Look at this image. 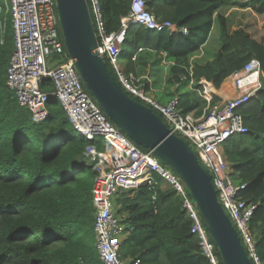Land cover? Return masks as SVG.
<instances>
[{
	"label": "trees",
	"instance_id": "16d2710c",
	"mask_svg": "<svg viewBox=\"0 0 264 264\" xmlns=\"http://www.w3.org/2000/svg\"><path fill=\"white\" fill-rule=\"evenodd\" d=\"M100 3L108 33L118 32L132 0ZM236 3L146 0L147 11L158 22H170L178 30L186 28L188 34L134 26L126 46L132 45L136 51L144 48V54L166 53L173 63L169 83L193 82L195 90L209 96L210 106H214L220 99L209 95V84L220 89L253 59L261 62L264 72V36L257 40L243 27L233 30L222 14L225 8L237 7ZM247 5L256 15L264 16V0H248L239 7ZM215 24L220 49L213 61L192 69V58L208 43ZM14 52L9 22L0 31V264H103L94 229L92 188L96 172L85 157L90 146L104 151L103 140L87 141L74 131L53 95L51 81L41 84L51 95L49 120L35 124L30 111L19 106L7 87V69ZM206 108L208 103L202 98L181 101L183 114L197 111L196 116L201 117ZM241 113L248 133L227 142L224 153L235 182L246 188L241 195L257 206L251 230L257 254L264 262V91ZM162 166L172 171L166 164ZM156 180L155 195L149 186L142 185L135 193L123 192L114 203L122 221L134 228L123 242V258L131 262L139 259L141 264H209L199 238L191 232L193 222L184 210V199L160 176L156 175Z\"/></svg>",
	"mask_w": 264,
	"mask_h": 264
},
{
	"label": "built area",
	"instance_id": "2783aa9c",
	"mask_svg": "<svg viewBox=\"0 0 264 264\" xmlns=\"http://www.w3.org/2000/svg\"><path fill=\"white\" fill-rule=\"evenodd\" d=\"M98 40L99 53L112 67L114 77L123 91L136 102L150 108L172 135L185 141L199 164L212 176L218 201L235 227L252 264H264L257 254L251 222L257 209L241 195L246 189L232 175L224 146L232 138L248 133L241 109L264 91L261 62L251 60L244 70L232 76L235 97L212 106L197 117L183 114L181 100L173 98L163 105L147 91L141 80L128 74L121 66L130 28L141 26L150 31H180L170 22H158L147 11L146 0H132L128 16L121 20L118 32L109 34L100 0H86ZM11 15L15 52L7 69V87L16 95L20 107L30 111L35 124L49 120L50 94L42 90L43 81H51L53 94L69 118L74 131L87 141L103 140L104 151L87 148L85 157L94 167L96 177L92 188L95 209L97 248L103 264H141L139 259L126 260L123 242L134 231L115 211L114 203L123 192L135 193L142 185L154 195L156 175L174 187L184 199V210L193 222L192 234L200 240L209 264H223L219 250L211 239L200 210L187 186L173 171L162 166L152 152H143L104 113L83 83L73 60L69 57L58 16L56 0H4ZM3 32V22L0 23ZM145 51L139 48L133 56L137 61Z\"/></svg>",
	"mask_w": 264,
	"mask_h": 264
},
{
	"label": "water",
	"instance_id": "95a60500",
	"mask_svg": "<svg viewBox=\"0 0 264 264\" xmlns=\"http://www.w3.org/2000/svg\"><path fill=\"white\" fill-rule=\"evenodd\" d=\"M69 57L106 116L138 147L152 152L187 186L216 244L223 264H252L241 239L218 201L212 176L188 144L172 135L156 113L133 100L118 84L99 53L86 0H56Z\"/></svg>",
	"mask_w": 264,
	"mask_h": 264
},
{
	"label": "crops",
	"instance_id": "0c3cea01",
	"mask_svg": "<svg viewBox=\"0 0 264 264\" xmlns=\"http://www.w3.org/2000/svg\"><path fill=\"white\" fill-rule=\"evenodd\" d=\"M234 1L241 3L242 0ZM245 4H248V0ZM248 6L249 5H247L246 8H240L238 5L237 7H229L222 10V14L225 15L229 20L232 10H238L243 14L242 17L241 14H238L237 16V20H241L243 24L240 22H237L236 25L233 24V30L239 27H243L247 30L248 27L246 24L248 22L243 21L244 15L246 13H248V16H252V20L256 22H259L260 17H264L256 15ZM224 11H226V13ZM217 31L218 34L215 36ZM248 32L251 33L250 31ZM219 37V27L218 24H215L208 43L202 48L199 55L192 58V69L196 65H205L213 61L217 51L220 49ZM136 52L137 51L135 50L134 46H126L125 53L121 57V66L128 74H133L139 78L150 95L158 100V102L163 105H167L175 97H180L182 102L186 98L192 102H194L196 98H202L208 103V109L206 108L207 110L205 113L209 111V109L212 107L210 106L212 102L211 98L206 95L203 96L199 91H196L193 82L185 84V80L183 79L181 83H169V79L171 77L170 67L173 65V63L167 60L166 53L153 52L144 54L143 52L139 55L137 61H134L133 56L136 54ZM208 88L209 95L218 97L220 99L219 103L232 99L236 95L235 89L233 87L232 77L229 78L220 89H216L213 84H209ZM192 113L197 115V111Z\"/></svg>",
	"mask_w": 264,
	"mask_h": 264
},
{
	"label": "rangeland",
	"instance_id": "374dc122",
	"mask_svg": "<svg viewBox=\"0 0 264 264\" xmlns=\"http://www.w3.org/2000/svg\"><path fill=\"white\" fill-rule=\"evenodd\" d=\"M1 1H2V4L5 5L4 0H1ZM246 2H247V0H242L241 3H236L234 5L240 6L241 4L246 3ZM2 4H0V23L3 22V23L8 25V23L11 22V15H10L6 5H5V7H3ZM224 12L226 13V11H224ZM231 12H232L230 15L231 25H233V24L236 25L237 22H240L241 24H243V22H241V20L240 21L237 20L238 14H241V17L243 16V14L240 13V11H238V10L237 11L232 10ZM243 21L248 22L247 23L248 25L246 24V26L248 27L247 30L251 32V34L253 35V37L255 39L260 40L264 36V17H260L259 22H256V21L252 20V16H248V13H246L244 15ZM5 24H3V27H5ZM249 24H250V26H249ZM217 34H218V31H217L215 36H217ZM3 35H4V33H3ZM86 162H87V160H86ZM86 164H89V163L87 162ZM118 208H119L118 206L115 208L116 212H117Z\"/></svg>",
	"mask_w": 264,
	"mask_h": 264
},
{
	"label": "bare ground",
	"instance_id": "6f19581e",
	"mask_svg": "<svg viewBox=\"0 0 264 264\" xmlns=\"http://www.w3.org/2000/svg\"><path fill=\"white\" fill-rule=\"evenodd\" d=\"M89 6V5H88ZM64 39V38H63ZM64 43H65V41H64ZM233 139V138H232ZM254 218V217H253ZM230 219V218H229ZM253 220V219H252ZM231 221V220H230ZM250 260V259H249Z\"/></svg>",
	"mask_w": 264,
	"mask_h": 264
}]
</instances>
